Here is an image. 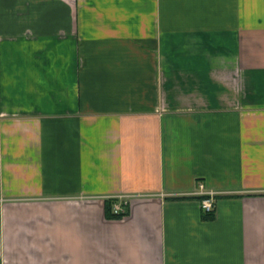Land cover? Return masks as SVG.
<instances>
[{
  "label": "crops",
  "instance_id": "0c3cea01",
  "mask_svg": "<svg viewBox=\"0 0 264 264\" xmlns=\"http://www.w3.org/2000/svg\"><path fill=\"white\" fill-rule=\"evenodd\" d=\"M0 264H264V0H0Z\"/></svg>",
  "mask_w": 264,
  "mask_h": 264
},
{
  "label": "built area",
  "instance_id": "2783aa9c",
  "mask_svg": "<svg viewBox=\"0 0 264 264\" xmlns=\"http://www.w3.org/2000/svg\"><path fill=\"white\" fill-rule=\"evenodd\" d=\"M200 190L203 189V185L200 183L199 185ZM204 197L201 199V207L204 212H211L214 209V202H213V191H206ZM126 201H118L113 204V211L115 213L124 214L126 212Z\"/></svg>",
  "mask_w": 264,
  "mask_h": 264
},
{
  "label": "trees",
  "instance_id": "16d2710c",
  "mask_svg": "<svg viewBox=\"0 0 264 264\" xmlns=\"http://www.w3.org/2000/svg\"><path fill=\"white\" fill-rule=\"evenodd\" d=\"M116 202L115 198H105L104 199V211L105 217L108 219H120L124 214L115 213L113 211V204ZM208 217L211 216L210 213L206 214Z\"/></svg>",
  "mask_w": 264,
  "mask_h": 264
}]
</instances>
